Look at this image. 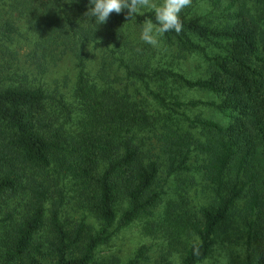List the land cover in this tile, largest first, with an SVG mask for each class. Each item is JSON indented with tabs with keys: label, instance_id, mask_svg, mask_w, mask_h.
I'll list each match as a JSON object with an SVG mask.
<instances>
[{
	"label": "trees",
	"instance_id": "obj_1",
	"mask_svg": "<svg viewBox=\"0 0 264 264\" xmlns=\"http://www.w3.org/2000/svg\"><path fill=\"white\" fill-rule=\"evenodd\" d=\"M207 1L221 8L226 0ZM239 1L229 2L217 26L180 15L183 30L162 36L165 47H174L177 55L206 58L205 76L192 80L161 64L163 57L152 68L128 63L124 57L126 23L142 26L147 19L155 23L153 12L131 19L124 9L110 14L107 23L95 25L94 18L89 21L84 15L90 0H0L2 44L12 43L20 34L19 19H26L37 34L38 60H58L73 52L84 65L80 50L88 44H103L108 77L112 67L120 73L124 70L132 85L145 84L149 95L175 114H181L183 107L204 104L229 118L222 124L182 113L186 127L176 125L171 115L164 122L158 116L153 120L145 103L130 94L129 85L116 90L112 84L123 81L107 79L100 88L81 70L75 98L84 117L83 129L74 135L65 128L68 123H60L50 110L49 100L58 101L57 96L35 84L29 70L9 62L0 64V199L22 190L29 196L25 215L8 224L0 244V264H122L119 258L96 260V250L111 238L115 224L117 229L125 228L163 202L156 149L166 157V179L189 170L193 157L196 171L212 191L208 205L200 206L193 217L181 216L179 227L198 237L186 249L182 264H200L209 256L219 231L240 202L238 218L250 229L240 264H264V0H254L252 6ZM11 56L17 61L15 54ZM114 77L124 80L122 75ZM172 82L212 93L218 100H173L168 92ZM144 129H150L149 141L141 137ZM144 145L149 148L143 150ZM53 164L64 178L79 182L101 230L95 231L85 219L72 230L66 228L61 218L63 190L54 191L28 174L31 168ZM121 201L127 207L118 215ZM145 250L142 247L126 264H138L146 257Z\"/></svg>",
	"mask_w": 264,
	"mask_h": 264
},
{
	"label": "rangeland",
	"instance_id": "obj_2",
	"mask_svg": "<svg viewBox=\"0 0 264 264\" xmlns=\"http://www.w3.org/2000/svg\"><path fill=\"white\" fill-rule=\"evenodd\" d=\"M230 1L226 0L222 3L221 8H215L207 0H192L191 7L185 8L180 15H185L188 18H200L205 24L217 26L222 23L224 14L227 12L225 8ZM243 1L248 2L249 6L254 4V0H240L239 3ZM224 10L226 11L224 12ZM146 12L149 11H143V13ZM19 20L20 34L14 36L12 43L2 44L0 42V64L9 62L13 67L29 70L35 84L44 86L48 93L57 96L58 101L49 100L50 110L59 116L60 123H68L65 128L74 135L75 132L83 129L81 121L84 117L75 98L76 82L81 70L86 72L89 78L94 80L100 88L107 82V79L123 81L122 84H112L116 90L123 91L129 85L130 94L136 101L145 103L146 110L152 114L153 120L158 116L159 120L164 122L171 115L176 125L186 127L187 122L184 121L182 115L185 113L193 118L202 116L222 124L229 121V118L217 109L204 104L196 107H183L179 110L181 114H175L173 111L160 106L149 95L145 84L139 82L132 85V81L126 79L124 70L120 73L112 67L111 77H108L109 70H105L103 66L107 51L103 44H88L80 50L84 54V65H81L80 59L73 52L67 53L58 60H52L49 57L38 60L34 51L37 34L31 29L26 19ZM125 29L123 51L128 63L133 62L152 68L159 64L157 60L163 57L161 64L173 66L176 71L189 79L196 80L205 76L208 61L204 56L191 54L184 58L183 55H177L174 47L170 46V49L165 47L162 37L159 38V47L154 48L141 41L142 26L133 21H128ZM7 51L10 52V55ZM11 54L17 56V61H12ZM19 71L22 70L19 69ZM115 75H122L124 80L122 77H114ZM152 86L154 87V85ZM168 87L171 98L176 97L181 102L218 100L212 93L184 88L178 82H172ZM59 101L67 105L69 112ZM67 116L70 117V120L67 119ZM140 132H142L141 137L149 141L150 129H144ZM142 148L146 150L149 146L144 145ZM153 152L159 156L158 161L161 164V180L165 192L163 202L150 215L141 216L125 228L117 229L115 224L110 229L111 238L102 243L96 250V260L104 261L119 258L122 264H126L134 259L139 250L145 246L146 257L141 258L138 264H182L186 249L191 243L198 241L197 236H189L188 231L179 227V223L182 219L181 216L184 219L188 216L193 217L200 206L208 205L211 202L212 191L209 182L196 171V161L193 157L189 161V170L174 173L166 179V157L160 153L159 149ZM28 174L31 178L43 181L54 191L63 190L64 207L61 218L68 230H72L82 219L94 226L95 231L101 230V223L88 209L86 195H82L77 180L70 177L64 178L54 164L49 167L31 168ZM28 199V193L24 190L16 195L6 194L0 199V244L5 240L10 229L8 224L12 220H20L25 215ZM126 207V201L119 202L118 215H121ZM241 207L242 202L236 205L232 212L233 216L229 217L226 225L219 231L217 242L211 253L200 264H240L243 261L250 229L247 223L238 218ZM6 218L8 221H5Z\"/></svg>",
	"mask_w": 264,
	"mask_h": 264
},
{
	"label": "clouds",
	"instance_id": "obj_3",
	"mask_svg": "<svg viewBox=\"0 0 264 264\" xmlns=\"http://www.w3.org/2000/svg\"><path fill=\"white\" fill-rule=\"evenodd\" d=\"M70 2V0H69ZM192 0H90L88 10L84 13L95 25L107 23L110 14H120L127 9V16L134 18L136 14H143L144 10L153 12L152 19L144 21L140 39L152 47H159V38L169 31L179 34L183 30L181 12L191 7ZM90 51V50H89Z\"/></svg>",
	"mask_w": 264,
	"mask_h": 264
}]
</instances>
